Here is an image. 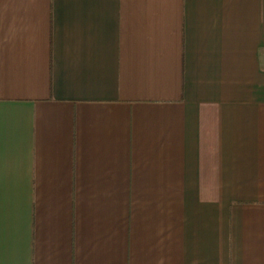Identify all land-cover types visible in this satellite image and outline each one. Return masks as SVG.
<instances>
[{
	"label": "crops",
	"instance_id": "0c3cea01",
	"mask_svg": "<svg viewBox=\"0 0 264 264\" xmlns=\"http://www.w3.org/2000/svg\"><path fill=\"white\" fill-rule=\"evenodd\" d=\"M0 264H264V0H0Z\"/></svg>",
	"mask_w": 264,
	"mask_h": 264
}]
</instances>
